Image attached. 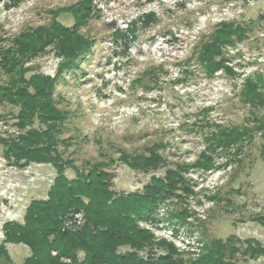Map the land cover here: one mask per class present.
<instances>
[{
    "label": "rangeland",
    "instance_id": "1",
    "mask_svg": "<svg viewBox=\"0 0 264 264\" xmlns=\"http://www.w3.org/2000/svg\"><path fill=\"white\" fill-rule=\"evenodd\" d=\"M12 1L0 0L3 47L24 28L48 25L53 11H57L58 21L72 25V15L63 9L78 0ZM93 5L97 15L79 33L96 37L94 56L83 64L84 76L60 80L54 91L57 106L69 111L61 137L70 144L61 150L76 167H83L86 160H107L102 152L110 153L116 159L107 166L113 188L140 189L150 175L162 176L167 167L196 159L204 149L203 132L209 129L203 119L209 124L246 123L253 108L240 103V90L249 78L261 76L264 80V0H93ZM149 10L155 13V22L138 27L136 39L125 50L124 44L112 41L116 28L123 29ZM228 19L250 25V35L221 46V55L228 58L233 70L230 75L221 70L206 76L199 63L184 60L216 23ZM60 60L50 45L24 63L26 74L52 76ZM159 66L156 84L145 89L132 83L146 68ZM16 111V106L0 104V137L20 131L15 125ZM253 112L264 116V106ZM253 136L243 143L239 163L189 169L185 177L192 192L178 191L154 211L153 220L138 224L151 231L156 241L171 242L185 258L199 255L202 244L211 238H254L264 246V222L259 218L264 214V156L260 134L254 132ZM153 143L164 145L159 149L164 162L150 172L134 171L117 159V152L112 153L118 148L143 151ZM2 149L0 143V242L3 223L21 222L29 201L45 198L55 175L50 164L32 162L20 167L9 163ZM214 158L218 164L225 161L223 154ZM65 173L73 176L74 171L67 168ZM215 193L221 201L209 198ZM181 209L189 215L184 223L170 216ZM76 217L80 221L81 215ZM169 230L174 236L168 240L164 234ZM6 248L12 264H20L29 254L21 243H6ZM237 264H264V255L256 259L238 256Z\"/></svg>",
    "mask_w": 264,
    "mask_h": 264
},
{
    "label": "trees",
    "instance_id": "2",
    "mask_svg": "<svg viewBox=\"0 0 264 264\" xmlns=\"http://www.w3.org/2000/svg\"><path fill=\"white\" fill-rule=\"evenodd\" d=\"M63 10L72 15V25L58 21L57 11H53L48 25L24 28L9 46L0 45V104L17 107L15 125L20 130L14 136L0 137L2 155L20 167L32 162L45 163L55 171L46 197L31 199L21 222L3 223L0 264H12L6 243H21L28 248L29 254L20 264H237L238 256L256 259L264 255V246L258 240L229 236L207 239L199 255L185 258L171 242L156 241L151 231L138 224L140 220H153L154 211L178 191L186 195L192 192L185 177L189 169L209 170L231 161L239 163L243 143H249L254 132L262 138L260 150L264 156V116L253 112L264 106L263 78L247 79L240 90V103L253 108L246 123L209 124L203 119L209 129L202 135L204 149L193 162L175 163L162 176L150 175L140 189L116 190L107 169L116 160L110 153L102 152L107 160H86L79 168L61 150L70 144L68 138L61 137L69 111L57 106L54 91L60 80H69V76L77 80L85 75L82 66L94 56L97 39L79 33V29L98 12L93 0H78ZM155 20L153 11L143 12L123 29L116 28L111 39L124 44L125 50L136 39L138 27H148ZM249 31L250 25L221 20L209 35L199 39L184 61L199 63L206 76L218 70L230 75L233 70L227 64L228 58L221 55V46L245 38ZM50 45L61 59L56 72L52 76L40 72L27 75L24 63ZM159 67L146 68L132 83L145 89L156 84ZM163 146L153 143L143 151L118 148L112 153L117 152V159L130 169L150 172L163 164L159 153ZM217 154L225 156L223 163L216 162ZM67 168H72L73 176L66 175ZM209 198L222 200L216 193ZM170 216L181 223L189 217L184 209ZM259 218L264 222V214Z\"/></svg>",
    "mask_w": 264,
    "mask_h": 264
},
{
    "label": "built area",
    "instance_id": "3",
    "mask_svg": "<svg viewBox=\"0 0 264 264\" xmlns=\"http://www.w3.org/2000/svg\"><path fill=\"white\" fill-rule=\"evenodd\" d=\"M249 35H250V34L247 33V35H246L245 38H248ZM245 38H244V39H245ZM229 46H230V45H229ZM231 47H232V46H231ZM231 49H232V48H231ZM227 64H228V65H231V64L229 63V61H227ZM220 72H221V70L218 71V72H215V73L217 74V73H220ZM169 231H170V233H169L168 235H165V234H164V236H165L166 239H168V240L171 239V236L173 235V230H169ZM155 232H156V231H155ZM173 236H174V235H173ZM165 237H164V238H165Z\"/></svg>",
    "mask_w": 264,
    "mask_h": 264
}]
</instances>
